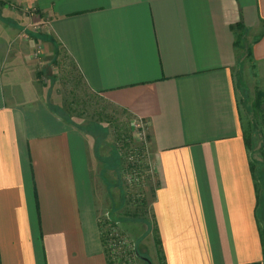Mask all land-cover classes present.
I'll return each instance as SVG.
<instances>
[{
	"label": "crops",
	"instance_id": "1",
	"mask_svg": "<svg viewBox=\"0 0 264 264\" xmlns=\"http://www.w3.org/2000/svg\"><path fill=\"white\" fill-rule=\"evenodd\" d=\"M245 37L264 110V0H0V264H108L102 216L125 222L118 154L39 83L62 53L147 124L143 259L264 264V149L254 161L236 79Z\"/></svg>",
	"mask_w": 264,
	"mask_h": 264
},
{
	"label": "rangeland",
	"instance_id": "2",
	"mask_svg": "<svg viewBox=\"0 0 264 264\" xmlns=\"http://www.w3.org/2000/svg\"><path fill=\"white\" fill-rule=\"evenodd\" d=\"M29 28L31 29V26ZM241 44L236 79L240 85L239 94L247 116L246 120L250 121L252 157L254 161H257L260 159L259 152L264 149V110L263 106L259 108L255 105L256 92L262 88V81L255 63L248 53L250 42L247 37L241 40ZM33 57L38 58L37 50L33 53ZM36 64L37 67L41 65L39 60H36ZM38 74H40L39 83L49 94V103L55 107V110L66 119L90 130L98 139L102 141L106 139L107 146H104L103 153H107L112 158L116 156V153L118 154L123 171L117 183L118 188L123 190L124 202L119 208L120 212L115 215L121 216L122 223L125 221L122 226L118 225V227L132 242L136 243L137 251L140 254L137 264H148L143 259L144 257L148 258L145 251L142 250L144 247L140 246L138 241L139 237L145 233L144 226L140 224V229L134 227L136 222L142 223L143 221H147L153 227L152 215L147 209L145 200L144 187L147 179L138 182L128 181L130 173L134 171L130 168L129 163L136 161L137 157L133 154V161L129 160L127 151L133 150L134 153L143 149V143L137 135L135 125L137 119L126 110L117 107L92 91L73 60L66 53H62L61 57L55 61V70L52 74L47 75L44 72ZM136 162V165L132 167L137 168L138 173L143 171L144 177H147L145 171L147 166L144 160L141 163ZM257 171L259 175L258 166ZM258 183L259 186L262 183L259 178ZM262 188L263 185H261ZM151 242L146 238L145 246L149 254L154 255Z\"/></svg>",
	"mask_w": 264,
	"mask_h": 264
},
{
	"label": "built area",
	"instance_id": "3",
	"mask_svg": "<svg viewBox=\"0 0 264 264\" xmlns=\"http://www.w3.org/2000/svg\"><path fill=\"white\" fill-rule=\"evenodd\" d=\"M135 125L137 135L144 147L147 143V124L143 120L137 119ZM133 154L137 157L136 161L141 163L144 160L146 165L143 149L137 150L134 153L133 150H128L127 155L131 161L134 158ZM136 161L129 163L130 168L134 169L128 177L129 182L143 181L145 178H148L144 177L145 173L143 171L138 173L137 168H133L137 163ZM145 171L148 176L147 167ZM102 225L103 244L108 264H137V259L140 258V254L137 251L136 243L132 242L125 233L121 232L118 225L110 218L109 213L102 216Z\"/></svg>",
	"mask_w": 264,
	"mask_h": 264
},
{
	"label": "trees",
	"instance_id": "4",
	"mask_svg": "<svg viewBox=\"0 0 264 264\" xmlns=\"http://www.w3.org/2000/svg\"><path fill=\"white\" fill-rule=\"evenodd\" d=\"M262 154L264 156V150H262ZM262 236H263L262 243H263V249H264V231L262 233ZM156 243H157L158 251L160 252V241L158 240V237L156 238Z\"/></svg>",
	"mask_w": 264,
	"mask_h": 264
},
{
	"label": "water",
	"instance_id": "5",
	"mask_svg": "<svg viewBox=\"0 0 264 264\" xmlns=\"http://www.w3.org/2000/svg\"><path fill=\"white\" fill-rule=\"evenodd\" d=\"M148 262V264H152L150 260H146Z\"/></svg>",
	"mask_w": 264,
	"mask_h": 264
}]
</instances>
